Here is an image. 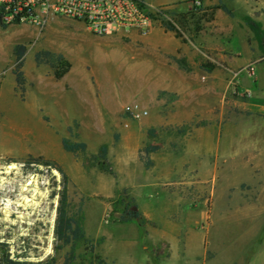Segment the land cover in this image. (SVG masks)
<instances>
[{"label": "rangeland", "instance_id": "374dc122", "mask_svg": "<svg viewBox=\"0 0 264 264\" xmlns=\"http://www.w3.org/2000/svg\"><path fill=\"white\" fill-rule=\"evenodd\" d=\"M207 1L145 0V34L98 37L65 17L0 26L25 46L22 87L0 75V260L64 264L65 186L83 233L70 264H117L106 247L131 243L146 264H264V0H219L233 12L222 18ZM42 51L70 64L61 79L34 61ZM128 211L140 222H122Z\"/></svg>", "mask_w": 264, "mask_h": 264}, {"label": "built area", "instance_id": "2783aa9c", "mask_svg": "<svg viewBox=\"0 0 264 264\" xmlns=\"http://www.w3.org/2000/svg\"><path fill=\"white\" fill-rule=\"evenodd\" d=\"M145 0H0V24L43 29L54 18L81 23L98 37L145 34L152 18Z\"/></svg>", "mask_w": 264, "mask_h": 264}, {"label": "trees", "instance_id": "16d2710c", "mask_svg": "<svg viewBox=\"0 0 264 264\" xmlns=\"http://www.w3.org/2000/svg\"><path fill=\"white\" fill-rule=\"evenodd\" d=\"M220 9L223 11L226 15L232 17L233 12L221 1H219L218 5L211 8L212 11ZM245 21L252 25H256V28L253 27V30L256 32V34H261V31H259L258 26L256 23H253L250 18L245 17ZM1 28L5 29L6 26L1 25ZM163 27L166 31L173 32L177 37H180L178 31L172 25L171 23L167 22L163 24ZM25 54V46L18 44L13 48V55L15 58V67L12 71L16 85L20 88L22 87L24 83V79L22 76V72L20 71V68L22 67V61L23 56ZM42 58H45L48 62H50V67L52 68L53 77L55 79H61L69 70L70 64L60 55H54L50 52L42 51V52H36L34 54V61L36 63H40ZM61 146L64 151L69 152L73 155H76L78 152H84L86 146L82 142H71L67 139H63L61 141ZM159 149L158 144H150L142 147L138 151V159L141 161L143 166L145 168H149L152 165L151 160L148 158V155L151 153H155ZM107 149L105 146H101L99 148L98 156L104 160L106 157ZM58 171L61 173L60 169ZM66 189L65 186H63V189L59 195V204L57 208V214L55 219V225H54V237L55 240L61 243V246H67L70 245V251L64 258V264H70V256L72 252V248L74 244L79 241L82 238V229L79 226V224L67 214L66 212ZM120 220L122 222H129L131 220H137L138 223L140 222V215L138 212L134 211H128L126 217H121ZM26 255H20L17 256L15 259H10L7 255H5L1 260L0 264H52V262H49L47 260L45 261H29L26 259Z\"/></svg>", "mask_w": 264, "mask_h": 264}, {"label": "crops", "instance_id": "0c3cea01", "mask_svg": "<svg viewBox=\"0 0 264 264\" xmlns=\"http://www.w3.org/2000/svg\"><path fill=\"white\" fill-rule=\"evenodd\" d=\"M207 2L209 4L210 8H212L216 5H218L219 0H217L216 2H209V1H207ZM214 11H215L216 17L222 18L223 16L226 15L220 9H217ZM228 17H230V16H228ZM15 26H20V25H10L6 28L9 29L10 27H15ZM12 31H14V29ZM4 33L5 32L2 31L0 28V75L3 77L4 74H7L8 72L11 73L12 78H13V84L11 86V92H12L13 88L16 86V82H15V77H14V75L10 69L11 65L9 63H10L11 59H13V57H14L13 48L15 46L16 41L14 38L15 35L10 36V34H9V36H5ZM14 60H15V58H14ZM1 97H2V93L0 92V99H1ZM106 248H107V252H109V249L116 251V253H115L117 255L116 257L120 260V262H118L117 264H146L145 258L141 255V252H139V253L133 252L134 247H133L132 243H131V245H127L125 247V249H123L124 247L121 246L118 251L116 250V247H112V248L106 247ZM109 253H112V252H109ZM112 259H111V264H114ZM169 261L170 260H168V259H165V260L160 259L159 261L157 260L156 262L158 264H165V263H169Z\"/></svg>", "mask_w": 264, "mask_h": 264}, {"label": "water", "instance_id": "95a60500", "mask_svg": "<svg viewBox=\"0 0 264 264\" xmlns=\"http://www.w3.org/2000/svg\"><path fill=\"white\" fill-rule=\"evenodd\" d=\"M136 208L134 207L133 210H135Z\"/></svg>", "mask_w": 264, "mask_h": 264}]
</instances>
